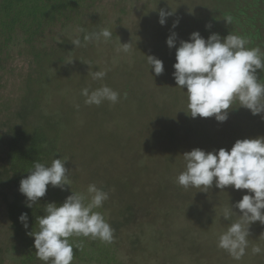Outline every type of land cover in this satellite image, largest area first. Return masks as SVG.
<instances>
[{"label":"rangeland","instance_id":"1","mask_svg":"<svg viewBox=\"0 0 264 264\" xmlns=\"http://www.w3.org/2000/svg\"><path fill=\"white\" fill-rule=\"evenodd\" d=\"M162 1L155 10L142 9L132 23L127 21L121 39L84 42L70 53L64 50L63 63L53 58L41 67L40 79L31 87L38 105L36 120L55 148L53 157L67 159L71 181L64 190L54 187L61 193L60 202H55L59 206L79 192L88 197L87 203L90 184L107 192L109 199L94 211L109 224L129 218L114 229L112 241L123 264H264V224L259 221L249 226L241 259L217 246L219 236L238 219L233 214L224 220L223 210L230 205L240 215L235 204L251 194L248 190H221L214 183L201 192L177 183L185 152L230 150L237 140L264 137V113L253 115L237 104L223 123L214 117L192 118L186 92L176 87V47L192 32L207 39L208 21L223 0ZM160 10L172 13L163 26L158 22ZM173 32L176 46L170 49L166 39ZM128 42L131 51H120L121 43ZM149 55L163 62L161 75L149 69ZM95 71L106 75L95 80ZM103 85L117 91L119 101L86 104L81 90L91 92ZM2 192L10 193L0 190V264H8L13 231ZM254 246L262 252L254 254Z\"/></svg>","mask_w":264,"mask_h":264},{"label":"clouds","instance_id":"2","mask_svg":"<svg viewBox=\"0 0 264 264\" xmlns=\"http://www.w3.org/2000/svg\"><path fill=\"white\" fill-rule=\"evenodd\" d=\"M171 12L159 11V24L166 23V17ZM226 24H231L233 18H224ZM178 21L174 22L173 28ZM210 27V25L206 26ZM83 31V30H81ZM112 32L103 29L99 33L85 34L83 40L105 41L111 39ZM176 34L173 32L166 44L171 49L176 46ZM71 44L82 46L79 36ZM247 37L229 33L221 39L219 34L212 33L207 39L199 32H192L188 41H180L175 51V71L173 76L176 87L187 94L188 114L192 118L214 117L223 123L228 119V110L235 105L248 109L251 114L264 113V82L257 79V70L264 71V52L260 47L249 48ZM120 51H131V42L121 43ZM149 69L155 75L164 71L163 62L154 57L146 56ZM104 71H95L92 78L102 80ZM88 105H101L104 101L115 104L120 94L107 85L89 92L88 88L81 90ZM184 171L177 177V183L184 189L195 188L207 192L215 183L217 189L232 186L235 190H248L251 194L243 195L235 204L240 210L237 215L232 207L225 208L222 213L224 220H230L233 214L238 219L232 222L218 239V247L225 250L233 259H241L248 247L249 226L259 221L264 224V137L237 140L230 150L220 148L218 151L205 152L199 148L182 154ZM67 159H53L50 166L34 162L29 175L19 184V192L26 197L27 207H32L39 198L45 196L48 186L64 190L70 186L69 170L65 167ZM88 197L79 192H72L64 202L57 206L55 202L48 203L46 213L39 217V230L29 233L34 237V248L37 258L43 264H72L73 249H81L82 243L72 244L70 237H88L111 243L114 239V229L104 217L94 211L102 207L109 199V194L90 184L87 188ZM25 228L28 227V217L22 213L18 218ZM254 254H260L259 246L252 248Z\"/></svg>","mask_w":264,"mask_h":264},{"label":"trees","instance_id":"3","mask_svg":"<svg viewBox=\"0 0 264 264\" xmlns=\"http://www.w3.org/2000/svg\"><path fill=\"white\" fill-rule=\"evenodd\" d=\"M161 1L0 0V190L10 192L2 195L13 231V257L8 264H43L29 233L39 230L38 219L46 214V205L61 199V193L49 185L45 196L27 207L26 197L18 190L34 162L50 166L55 159V148L44 125L36 120L38 105L32 100L31 87L39 81L41 67L53 58L63 63L67 55L63 51L74 49L71 42L77 36L84 43L85 34L109 29L112 36L105 44L115 41L127 21L132 23L142 9L155 10ZM228 15L233 18L230 25L224 21ZM208 25V35L216 33L221 39L229 33L244 36L250 40L249 48L258 46L264 52V0H223L215 5ZM256 75L264 80V71L258 69ZM22 213L27 214V228L18 219ZM128 221L126 217L110 225L115 229ZM69 242L83 245L73 249L72 264H123L112 242L83 236L70 237Z\"/></svg>","mask_w":264,"mask_h":264}]
</instances>
